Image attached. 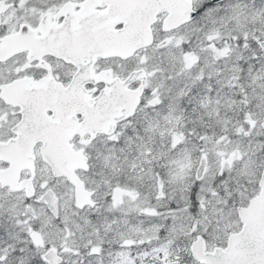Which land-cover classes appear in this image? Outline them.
Returning a JSON list of instances; mask_svg holds the SVG:
<instances>
[{
  "label": "snow or ice",
  "instance_id": "obj_1",
  "mask_svg": "<svg viewBox=\"0 0 264 264\" xmlns=\"http://www.w3.org/2000/svg\"><path fill=\"white\" fill-rule=\"evenodd\" d=\"M0 264H264V0H0Z\"/></svg>",
  "mask_w": 264,
  "mask_h": 264
}]
</instances>
